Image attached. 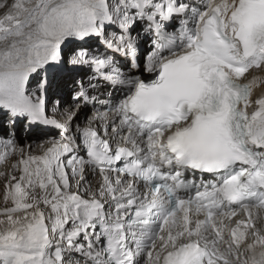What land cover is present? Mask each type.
I'll return each mask as SVG.
<instances>
[{
  "label": "snow or ice",
  "instance_id": "6c2138e0",
  "mask_svg": "<svg viewBox=\"0 0 264 264\" xmlns=\"http://www.w3.org/2000/svg\"><path fill=\"white\" fill-rule=\"evenodd\" d=\"M0 264H264V0H0Z\"/></svg>",
  "mask_w": 264,
  "mask_h": 264
}]
</instances>
